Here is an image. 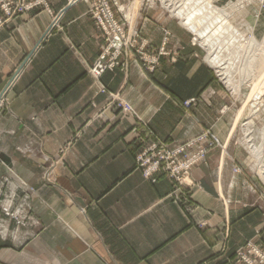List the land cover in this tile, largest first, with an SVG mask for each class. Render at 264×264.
Segmentation results:
<instances>
[{
  "label": "crops",
  "instance_id": "1",
  "mask_svg": "<svg viewBox=\"0 0 264 264\" xmlns=\"http://www.w3.org/2000/svg\"><path fill=\"white\" fill-rule=\"evenodd\" d=\"M45 2L7 19L0 11V92L15 75L0 100V204L28 216L19 226L0 212V264H239L238 247L264 241L262 187L228 136L236 115L220 113L228 99L212 71L197 58L165 56L152 74L130 62L95 79L87 69L103 39L88 3ZM136 24L153 46L165 27L169 50H196L159 9ZM100 87L136 116L105 107ZM206 88L215 95L181 106ZM139 119L171 148L210 126L225 143L191 170L189 212L170 198L164 173L151 181L136 167Z\"/></svg>",
  "mask_w": 264,
  "mask_h": 264
},
{
  "label": "rangeland",
  "instance_id": "2",
  "mask_svg": "<svg viewBox=\"0 0 264 264\" xmlns=\"http://www.w3.org/2000/svg\"><path fill=\"white\" fill-rule=\"evenodd\" d=\"M35 1H38V0H31V1H29V0H0V4L1 3L2 4L11 3L14 6L17 3L28 4V3H33ZM81 1H86L88 3L87 13H88V15H89L90 19L92 20L94 26L99 31V33L103 39V47H102V50L96 59V61H97L100 54L104 50L105 40L103 38L102 32L97 28V26L94 23V20L92 19L91 15L89 13V8H90L89 0H81ZM108 1L110 2L109 3L110 11L112 12L114 18L119 23L120 27H122L123 34L125 33L126 35L132 36V50H131V52L133 54V58H132V61H129L128 63L132 62V63L138 65V67L144 73L152 74L158 68V66L160 64L161 57L170 56L171 61H177V60H185L186 61L189 58L193 57V58L199 59L206 67H208L212 71L215 81L217 83H219L223 93L225 94L226 98L228 99L227 105H224L220 109V113L224 114V113H226L232 109L234 111V114L238 115L239 111L242 108V110L240 112H241V114L242 113L243 114L238 118V121L235 124V126L232 125V127L229 128L227 133H228V136H229L231 142L234 145L235 144L239 145L244 150L246 158L249 160L247 163V169H248L250 174L255 176V174L252 172V170H253L251 167L252 159H251L249 153L247 152L248 150L246 149V147L245 148L243 147L244 145L241 142L242 140L239 141V137H241V133H240L241 132V125L240 124L242 121H246L245 118L247 119L252 114L254 115L253 110L255 107L256 99H257L256 98L252 101L246 102V98H247L248 94L250 93L251 86H252L250 84L249 77L253 73L257 72V70L255 69L256 65L254 66V64L252 65L250 63V60H252V59H250V57H252V56H249V54H250L249 49H251V48L250 47H248V49L246 48V39H238L239 38L238 36L234 37V40H232V42H231L232 44L230 43L225 49V53H229L231 50H232V52H237V54L233 56L231 63H230V68H231L230 73L232 74V81L234 83H237L241 78V74L246 73L245 77L243 79H241L243 81H242L239 89L237 90V93H235L236 91L234 90V88L231 85H228V83L225 82V80L222 78V76L221 75L219 76V73L217 72V70L205 60L204 57L206 56V50L204 49V47L200 43H198L195 40V35L189 29H187L185 26H183L181 24L178 17H176L174 15L172 16L171 12L168 11L167 7H164V5L161 3L160 0H138L139 2H137L136 0H134V1L133 0H119L117 8L120 12L117 11V9L114 7V5L112 3V1H114V0H108ZM174 1H177L176 4L179 3V0H174ZM210 2L212 3L213 6L218 7L219 9H226L228 11V13H230V14L233 12L232 15H230L231 16L230 21L233 23L232 25L234 27H236L245 37H248L251 33L257 40L262 39V37L264 35V0H211ZM40 5L43 6L44 9H47L45 0H39V2H37L31 8L38 7ZM172 5H173V3H172ZM137 7H138V9H137ZM31 8L24 9L20 12H16L13 15H7V13L5 12V9L3 7H0V11L3 12L4 16L7 19L10 17H13L14 15H16L18 13H22L24 11L30 10ZM127 8L129 9L128 10L129 16H126V20H124L123 16H124L125 10ZM153 9H159V10L163 11L164 14L169 19L174 21L180 29H182L184 32H186L189 35L188 46L191 48H195L196 50L192 51L191 53L186 52V49H187L186 46H178V47H176V50H169L167 48V45H168L169 39L171 37V32L168 29H166L165 27L160 28L163 36L161 39V43L158 46H153L146 39L142 38L140 36L139 29L137 30V28H136V25H137L136 22L139 20V18L141 16H143V14H145L149 10H153ZM130 14H131V16H130ZM1 23H2V20L0 18V24ZM241 40H243V42ZM242 44H243V46H242ZM151 57L157 58V65L152 72H149L148 70L145 69V66L150 65ZM255 57H257V56H255ZM96 61H95V63H96ZM255 62H256V60H255ZM250 66H252V67H250ZM115 67L121 68L120 66H115ZM106 70H109V69H106ZM253 71H255V72H253ZM257 73H255L253 75H256ZM263 83H264V81H263ZM101 89H104L106 92H102ZM263 90H264V88H263ZM99 92L105 93L107 98H108L107 92L112 93V92H109L105 87H100ZM117 94L119 95V93H117ZM214 95H215V91H213L212 89L206 88L198 96L182 101L181 106L184 107L185 109H188V108L196 105L199 101L206 102L207 99H210V97H212ZM262 95H264V92ZM236 119H237V116H236L235 120ZM253 126L255 127V124H253ZM253 126H251L249 128H251V130H252L254 128ZM207 131L216 135L218 137L219 141L221 142V144L223 145V148L215 147L214 149L218 148L221 152L222 151L224 152L226 145L217 135V133L214 129V126H210L207 128L200 129V131L198 132V134L195 137L187 140L183 144L187 143L188 141H190V140H192L198 136H203L202 133H205ZM205 140L208 141L209 139L206 138ZM183 144H181V145H183ZM212 150H213V148L210 149L206 153V155L203 156L202 161L197 163L196 165L204 163L206 158H207V155ZM195 154L196 153L192 149L189 150V148H186V150L182 153V155H180V157H181L180 159L185 160V159H187V157L188 158H195V157H197V154L196 155ZM195 166H193L190 169V171L188 172V175L185 177V180H184L186 184L190 185V189L188 187H185L182 190V192L185 193V197L188 200L187 203H184L183 200H180V202H183V203H180V202L177 203L176 202L177 204L181 205L183 207V209H186V212L187 211L189 212V210L187 208H189V204H190L189 201L191 199V195H190L191 191L190 190L192 189V187H197L196 183L190 178V172ZM235 168H239L240 171L239 172L235 171ZM241 171H242V168L240 166H234L232 168V172H234V173H240ZM48 176H50V171L47 174V177ZM255 178H256V176H255ZM258 183H259V181H258ZM259 184L262 187V189H261V193H259L258 200H259V203L262 204L261 206L264 207V185L261 183H259ZM191 185H193V186H191ZM253 189H254V187L251 186L249 191L251 192ZM201 225H202L201 223L197 224V227H200ZM247 242L254 243V244L264 248V241H261L260 243H257L256 241H253L252 239L246 241L243 245H241L240 247H238L234 251V259L233 260H235L236 263L242 264V263L237 261L235 254H236V251L239 249L245 253V250H246L245 247L247 245Z\"/></svg>",
  "mask_w": 264,
  "mask_h": 264
},
{
  "label": "built area",
  "instance_id": "3",
  "mask_svg": "<svg viewBox=\"0 0 264 264\" xmlns=\"http://www.w3.org/2000/svg\"><path fill=\"white\" fill-rule=\"evenodd\" d=\"M79 1L81 0H71V3ZM118 1L119 0L112 1L117 11H119L117 8ZM37 2H39V0L28 4L17 3L14 6L11 3H1L0 7L5 9L7 15H13L16 12L31 8ZM89 2V13L97 28L102 32L105 40L104 50L100 54L96 63L87 70L92 77L98 79L106 69L112 70L115 66H120L121 70H125L128 62L132 61L133 58V54L131 52L132 36L126 35L125 33L123 34L122 27H120L119 23L110 11V2L108 0H89ZM128 10V8L125 10V14L127 16H129ZM125 14L123 16L124 20H126ZM55 21L56 20H54L52 25L55 24ZM156 65L157 58L151 57L150 65L145 66V69L152 72ZM101 91L106 92L104 89H101ZM107 94L108 98L105 107L113 106L121 115L136 116L133 108L117 93L107 92ZM253 113L254 115L252 114L249 118H245L246 121L241 122V137H239V141L249 135L251 137V143L257 147L256 152H247L252 159V172L255 174L259 183L264 185V178H262L258 173V169H264V95L259 96L256 99ZM138 122L144 131H142V133L138 136V139L142 143L143 147H141V150L135 156L136 167L140 169L141 174L145 179H150L151 181H154L152 178L154 174L164 173L174 183V188L170 193V198L177 203L180 202V200L187 203L188 200L182 190L185 187L190 189V185L186 184L184 181L188 172L193 166L202 161L203 156L206 155L210 149H214L215 147L223 148V145L216 135L207 131L202 133L203 136H198L183 145L171 148L165 141L160 140L155 136L153 130L147 125V123L142 122L140 119ZM253 124H255V127ZM243 126L248 128L253 126L254 128L252 127V130L249 128L245 132L243 130ZM206 138L209 140L206 141ZM147 139H151V141H148ZM243 147L245 148V146ZM186 148H189V150L192 149L197 154V157H187L185 160L180 159V155H182ZM64 149L65 148L61 149L60 152L62 153ZM235 171L239 172L240 169L235 168ZM189 208L187 209L190 210ZM0 212L4 216L13 220L19 226H25L27 223V215H20L18 212L10 211L6 206L1 204ZM245 248V253L240 249L236 251L235 255L238 262L242 264H264L263 247L247 242Z\"/></svg>",
  "mask_w": 264,
  "mask_h": 264
},
{
  "label": "bare ground",
  "instance_id": "4",
  "mask_svg": "<svg viewBox=\"0 0 264 264\" xmlns=\"http://www.w3.org/2000/svg\"><path fill=\"white\" fill-rule=\"evenodd\" d=\"M136 1L139 2L138 0ZM160 1L164 7H167L172 16L174 15L178 17L181 24L195 35V40L206 50V56L204 57L205 60L217 70L219 76L221 75L228 85H231L234 88L236 91L235 93H237V90L243 81L241 79L245 77L246 73L241 74V78L237 83L232 81L230 63L237 52H232L231 50L229 53H225V49L232 40H234V37L238 36V39H246V48H251L249 49V56H252L250 57V59H252L250 60V63L252 65L254 64V66L256 65L255 69L258 72L253 71L257 74L253 75L255 74L253 73L249 77L252 86L251 91L246 98V102L262 96L264 92V35L261 40H257L251 33L248 37H245L230 21V15H232L233 12L230 14L226 9H219L218 7L213 6L210 2L211 0H179V3L177 4V1L174 0ZM241 41L243 42V40ZM240 111L238 115L236 114L237 119L234 120V126L237 123L238 118L243 114H241ZM247 129L249 128L243 126L245 132ZM241 142L249 152L254 153L257 151V147L251 143V137L249 135ZM258 173L264 178L263 168L258 169Z\"/></svg>",
  "mask_w": 264,
  "mask_h": 264
},
{
  "label": "water",
  "instance_id": "5",
  "mask_svg": "<svg viewBox=\"0 0 264 264\" xmlns=\"http://www.w3.org/2000/svg\"><path fill=\"white\" fill-rule=\"evenodd\" d=\"M26 61V60H25ZM25 61H23V63L18 67V69L15 71L14 74H17L19 72V70L22 68L23 64L25 63ZM15 76V75H14ZM13 76V77H14ZM13 77L10 78V80L8 81V83L6 84L5 88L0 92V100L2 99V95L5 92V90L8 88L9 84L11 83Z\"/></svg>",
  "mask_w": 264,
  "mask_h": 264
}]
</instances>
